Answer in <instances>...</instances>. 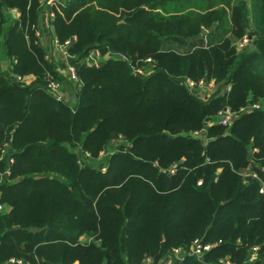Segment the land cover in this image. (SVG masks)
<instances>
[{"label": "trees", "instance_id": "16d2710c", "mask_svg": "<svg viewBox=\"0 0 264 264\" xmlns=\"http://www.w3.org/2000/svg\"><path fill=\"white\" fill-rule=\"evenodd\" d=\"M235 1L53 3L54 36L75 38L71 106L46 88L48 75L58 78L35 34L43 4L0 0L1 53L14 74L34 77L25 84L0 72V149L8 143L13 158L0 184V264H139L195 239L211 244L203 262L177 264H264V193L241 174L249 167L264 180V0ZM248 34L242 50L229 37ZM94 48L138 65L151 58L152 72L136 76L115 59L88 66ZM201 78L219 86L206 100L184 83ZM223 107L238 114L228 127L205 122ZM114 139L122 144L104 171L79 165L71 149L95 161ZM253 245L257 257L246 263Z\"/></svg>", "mask_w": 264, "mask_h": 264}, {"label": "built area", "instance_id": "2783aa9c", "mask_svg": "<svg viewBox=\"0 0 264 264\" xmlns=\"http://www.w3.org/2000/svg\"><path fill=\"white\" fill-rule=\"evenodd\" d=\"M40 2L43 4V6L49 7V9H47V13H48V17L51 23V20H53L54 15H55L51 7L53 3H58V2L60 3V0H40ZM35 34L36 36H39L38 30L36 31ZM74 41H75V38L68 39L65 41H59L53 34L52 45H53V48L61 54L64 62H66L68 80L77 89L78 76L76 74L74 65L71 63L76 58V56L71 54L69 51V47L71 44H73L72 42ZM248 43H249L248 39L244 37L242 40H240L239 47L243 48L246 45H248ZM106 59L127 61V63L130 65L132 69V73L139 77L147 76L152 72L153 61L151 58H147L142 63V65H138V64H134L126 56L116 51H108L106 53H102L98 49H92L82 59V62L88 66H98ZM48 76L49 77H48V82L46 86L47 90L55 99L62 100L63 93H62L60 84L50 75ZM12 78L18 82H23L24 80V77L14 74V73H12ZM184 83L187 89L192 93L200 92L201 90H204V89H214V88H216L215 89V92H216L219 89L218 83H216L212 79L208 80L206 78H201L197 81L186 79ZM229 89H230V84H222V87L220 88V91H221L220 94L226 93ZM259 108H261L260 103H257V102L251 103L247 105L246 107L240 108V112L259 109ZM237 115L238 114L230 110V108L223 107L220 110H218L215 118L217 120V123L221 124L222 126L228 127L233 121V119L237 117ZM193 133L194 135H197L203 138L202 131H195ZM8 146H9L8 143H4L3 147L0 149V161H2L5 164L3 170L0 171V184L8 180L7 178L10 174L9 165L13 162V158L11 157V152H9ZM90 157L91 156L88 152L82 151L78 157L77 163L79 165H85L91 160ZM168 171L173 172V170L171 169H169ZM241 174L243 177H250L252 179H257L260 183L259 192L264 193V180L260 179L256 172L251 171L250 168L247 167L243 172H241ZM200 183L201 182L198 181V184ZM2 208L3 206L0 205V210H2ZM210 248H211V244H203L201 240L195 239L192 241L188 249L175 247V248H172L164 257L159 259L156 263L151 257L147 256L139 264H177L186 256H192L198 261L203 262L204 254ZM258 250H259L258 245L251 246L248 250L247 256L245 258V262L250 263L253 260H255V258L257 257ZM3 264H26V263L22 259L9 258ZM132 264H135V263H132ZM206 264H233V262L230 261L228 258H220L217 262L206 263Z\"/></svg>", "mask_w": 264, "mask_h": 264}, {"label": "crops", "instance_id": "0c3cea01", "mask_svg": "<svg viewBox=\"0 0 264 264\" xmlns=\"http://www.w3.org/2000/svg\"><path fill=\"white\" fill-rule=\"evenodd\" d=\"M47 9H49L48 6H43L42 10L39 12V15H38V20H37V28H38V33H39L38 40L45 50V55H46L47 60L51 62L53 65V69L58 78V79L55 78V80L61 86V90L63 93V100L67 102L69 105L73 106L76 103L77 89L68 80L66 62H64L61 54L53 48L52 38H53L54 33H53L52 25L50 23V19L48 17ZM10 13L13 17L18 16V12L15 9H11ZM1 40L2 38H0V43H1ZM0 72L5 78H10L14 80L12 78L13 72L11 70V60L2 55L1 48H0ZM33 81H34L33 76H25L23 80L25 84H30ZM212 90L213 89L201 90L200 93H204L202 99L206 100L204 96L209 95L212 92ZM196 96L198 97V94ZM211 121H214V120H211ZM8 148H9V152H11L10 146H8ZM74 151L78 155H80L82 152L81 149L78 152L76 150ZM5 208L6 207L3 206L2 210Z\"/></svg>", "mask_w": 264, "mask_h": 264}, {"label": "rangeland", "instance_id": "374dc122", "mask_svg": "<svg viewBox=\"0 0 264 264\" xmlns=\"http://www.w3.org/2000/svg\"><path fill=\"white\" fill-rule=\"evenodd\" d=\"M238 0H236L235 1V3L237 2ZM247 2H249L250 0H246ZM246 22V21H245ZM247 24V25H246ZM246 24H245V26L246 27H248V28H250L251 27V24L250 23H247L246 22ZM204 32H206L205 30H204ZM229 37L234 41V44L236 45V47L239 49V50H242L243 48H245V47H243V48H240L239 47V42H240V40H238V39H235V38H233L232 37V35H229ZM246 38H247V36H245ZM248 39V38H247ZM251 40H252V38L249 40L248 39V45L251 43ZM185 48V47H184ZM95 49V48H94ZM174 49L175 50H177V51H179V52H182V51H184L185 49H183V48H181V47H177V46H175L174 45ZM92 50V49H91ZM73 89H74V87H73ZM215 89L216 88H214L213 90H212V92L209 94V95H205L204 96V98H206V99H208L214 92H215ZM196 95L198 94V97L199 98H203V94L204 93H200V92H196L195 93ZM208 94V93H207ZM211 120H214V122H217V120H216V118L214 117L213 119H211ZM120 144H122V141L120 140V139H114V140H112L109 144H108V146L106 147V149L101 153V155H100V157L98 158V160H95V161H89L87 164L88 165H90V166H92V167H94V168H99L100 170H105V161L107 160V157H108V155H110L111 153H113V152H115V151H117V149H118V146L120 145ZM71 149H73V150H76L77 152L80 150V148L79 147H73V148H71ZM184 259V258H183ZM182 259V260H183ZM181 260V261H182ZM158 261V260H157ZM157 261H155V263L157 262ZM180 261V262H181Z\"/></svg>", "mask_w": 264, "mask_h": 264}, {"label": "water", "instance_id": "95a60500", "mask_svg": "<svg viewBox=\"0 0 264 264\" xmlns=\"http://www.w3.org/2000/svg\"><path fill=\"white\" fill-rule=\"evenodd\" d=\"M244 24H246V22H244ZM245 30H246L247 33H249V28H248V27H246ZM247 38L250 40V39H251V35L248 34V35H247ZM72 43H73V42H72ZM205 122H209V118H206V119H205ZM30 230H31L32 232H35V231H39L40 229H38V228H31Z\"/></svg>", "mask_w": 264, "mask_h": 264}]
</instances>
